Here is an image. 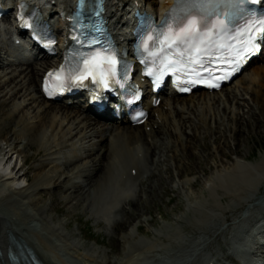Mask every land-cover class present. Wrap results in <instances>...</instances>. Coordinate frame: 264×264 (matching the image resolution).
Instances as JSON below:
<instances>
[{
  "label": "bare ground",
  "instance_id": "1",
  "mask_svg": "<svg viewBox=\"0 0 264 264\" xmlns=\"http://www.w3.org/2000/svg\"><path fill=\"white\" fill-rule=\"evenodd\" d=\"M53 1L54 15L61 10L69 11L72 2ZM143 2V8L161 18L174 0H106L107 17L118 19L122 26L130 7ZM9 4H13V0H9ZM62 27L63 23L59 21L55 28L61 31ZM121 29L124 27L120 28L118 24L112 27L118 39H125L126 34ZM6 30L9 32L10 27L6 26ZM63 41L60 36L59 44L62 45ZM3 43L6 44V40ZM18 55L20 50L17 47L11 49L0 44V132L7 134L11 131L18 139L17 143L23 136L27 149L35 146L43 154L33 165L37 172L29 178L20 174L27 162L26 148L18 150L7 136L4 138L11 154L18 152V157L22 158L20 166L13 164L11 167L7 166L9 157L5 153L0 158V264H32L33 258L41 264H239L236 260L240 259L251 264H264V192L260 194L264 185V156L255 162L237 156L230 164L221 159L224 157L221 143L232 146V150L237 149L248 136L258 133L261 119L257 114L261 112L264 119V103L259 102L264 101V88L259 87L264 64L249 74L244 69L228 86L218 91L201 90L205 91L201 92L202 97L191 92L187 95L189 101L179 103L167 91L160 99L162 107L160 102L156 107H150L149 101L146 103L152 114L150 119L141 125L123 127L120 122H125V118L114 124L109 122L110 116L103 113L100 118L105 121H101L88 114L85 104L68 106L65 100L60 102L64 106L57 102L51 104L53 101L42 97L40 79L45 70L60 60L53 62L48 56L21 59ZM209 121L215 124V130L209 129ZM188 123L190 125L186 127ZM12 125L17 127L14 131L10 128ZM186 131L190 132L189 136ZM207 135L215 141L212 143L220 158L217 163L211 162L213 168L203 180L207 196L193 191L194 179L181 180V177L176 183L185 190L186 199L184 193L177 197L183 196L184 209L180 215L171 218V224L152 231L151 239L140 234L139 223L126 228L124 220L129 216L140 217L149 212L147 205L141 206L145 200L140 201L138 195L140 184L149 171L154 173L160 166L155 163L154 169L152 163L151 168L148 167L154 149L162 154L160 159L166 156L169 144L177 145L172 149V158H176L178 175L187 170L186 164L194 163L197 170H202L203 166L198 163L206 160H202L203 156L194 160L190 154L195 153L192 154V149L197 150L196 139ZM219 135H226L227 141ZM185 139L189 140L188 144ZM2 152L4 150L0 148V154ZM70 164H73L71 168ZM168 164L165 160L163 167L170 170ZM4 165L8 168L5 169ZM63 165L67 166L66 172L61 170ZM46 167L49 168L44 172ZM144 173L147 175L143 176ZM20 176L25 177L26 187L16 184ZM73 178L79 180L71 182ZM165 180L160 174L157 180L159 189ZM80 181L83 184L78 185ZM44 189L51 191V195L52 191H57L62 195V201L70 203L74 200L73 208L83 204L84 212L94 224L103 227L110 239L111 233L119 228V240H110L109 246L105 244L110 247L108 252L86 247L74 233L66 231L65 224L47 214L46 206L37 203ZM142 192L146 193L145 190ZM92 194L93 202H87ZM149 197L154 202L161 195L152 188ZM259 200V204H263L258 206ZM137 207L141 209L138 216ZM243 208L246 210L241 223L229 224ZM185 231L191 235L187 236ZM171 244L177 249H169ZM244 244L248 246L246 250ZM249 252L252 253L250 260L243 257ZM10 253L17 256L18 262L10 260Z\"/></svg>",
  "mask_w": 264,
  "mask_h": 264
},
{
  "label": "rangeland",
  "instance_id": "2",
  "mask_svg": "<svg viewBox=\"0 0 264 264\" xmlns=\"http://www.w3.org/2000/svg\"><path fill=\"white\" fill-rule=\"evenodd\" d=\"M262 64H264V58L262 60H259L257 63L251 64V66H249V68L245 72L249 74L250 72H253V70L256 69V67L258 65H262ZM13 66H15V65H13ZM256 70H258V69H256ZM260 75H261V82L262 83L259 85V87L263 86V88H264V77H263L264 72L262 71V73ZM38 81H39V78H38ZM38 81L36 82V84H38ZM240 84H242V83H240ZM225 91L223 90V92H225ZM201 92L203 93L205 91H197V92H195L196 93L195 96L196 97H202ZM246 96L249 97L250 94H247ZM173 98L175 100H177L179 103L184 102V101H189V97L179 96V97H173ZM259 102L264 103L263 100H259ZM55 103L56 102H52L51 104L54 105ZM57 103L60 104V102H57ZM162 104H163V101H161L160 107H162ZM60 105L64 106L63 104H60ZM254 105L257 107V105L255 103H254ZM72 108H74V107H72ZM0 113H1V108H0ZM261 114H262L261 112H259L257 114L258 115L257 118L259 120L261 119L259 121L260 126L258 128V133L257 134H251L250 136H248V138H246L244 140V142L242 143L241 147L232 150V148H231L232 146L224 145L223 143H221L223 145V152L222 153H224L223 154L224 157H221V159L225 163L230 164L237 156L243 157L246 160H250L252 162L257 161L260 159V157L264 156V119H263V116H261ZM148 119H150V114H149ZM185 122H187V121H185ZM112 123L116 124L117 122L113 121ZM228 123H231V120H229ZM207 124H208L207 126L209 127V129L210 128H213L214 130L216 129V127L214 126L215 124H212L210 121ZM120 125H122L123 127L128 126L125 123H120ZM189 125L190 124L188 123L186 125V127H189ZM208 127H206L203 130L205 131ZM220 127H222V126H220ZM10 128L12 129V131H14V129L17 127H15V125H12V126H10ZM216 132H218V130ZM185 134L187 136H189L190 132L186 131ZM215 134L218 135V133H215ZM5 136H7L10 143H12V144L15 143L13 146H17L16 149H18V150H21V149L23 150V148L24 149L26 148V146H25L26 140H24L23 136H20V139H19L20 142L17 143L16 141L18 139H16L15 135L11 131H10V133H7V134H3L2 132H0V148H3V150H4V152H2L1 155H4V153H5V156L9 157L8 165L14 164L16 166H20L22 156L18 157V152H12V154H11V152L9 151L10 147L7 146L8 144H6V141H5L6 139H4ZM156 136H157V134H156ZM219 136L222 137L221 138L222 140L227 141V139H228L226 135H219ZM14 138H15V140H14ZM147 138H149V137H147ZM188 138H190V137H188ZM158 139H161V137ZM196 140H197L196 142L198 145V146H196L197 150H196V148H194L195 150L192 149V151H193V152L191 151L192 154L194 152L195 153L193 154V156L190 154V156L194 160L195 159L198 160L200 158V156L201 157L203 156L202 160L205 159L206 161L198 163L199 165L201 164L200 166H203V168H202V170H199V169L197 170L196 164H194V163L192 165L186 164L184 166L188 167L187 170H183L180 173V175L177 174V170L175 168V159L176 158H174V159L172 158V155H173L172 149H175V146H177V145L174 144V146L172 145L173 147L170 146V144L168 145V148H170V149L166 154H164V155H166V156H164V157H166V159H163L164 157L159 159V155L161 153H158V149H154L153 154H151V160H150L151 164L149 162L148 167L151 168L150 166H152V163H154L152 168L155 167V163L156 164L158 163L161 167H163L165 160H166L167 164L169 163L168 165L171 166L170 167L171 169L169 170L168 167L167 168H164V167L161 168L159 166L156 169L154 168L156 170L155 171L156 173L155 172L151 173L149 171V175L146 177V179L143 180V184H140V186L142 185L141 190H140L141 192H139V195H138V198L141 199L140 201H142L144 199L146 202V203L144 202L141 206L145 207L147 205L146 207H148L149 212H145V214L144 213L141 214V209L137 207L135 209L137 216L139 214H141L142 216H140V217L139 216L135 217V215L129 216V218H127V220H124L126 223V226H125L126 228L129 225L131 227V226H134L136 223H139L140 224V226H139L140 234H142L143 236L149 237V239H151L152 238L151 237L152 231H156L157 229L160 230V229L166 227L168 224H171V222H172L171 218L177 214L180 215L184 209L183 196L179 195L177 197V195L179 193L180 194L184 193V198H185V190L181 189L180 183H179V185H177V183H176L177 180L180 181L181 177H182L181 180H183L185 178L194 179L196 181V184L193 187V191L195 193L205 194V196H207L203 180H206L208 178V174L213 168L211 162L214 161L217 163L218 162L217 158H219V157L217 156V150H216L217 148L212 143V142L215 143V141H213L209 135H207L205 137L202 136L201 139L197 138ZM149 141H151L150 138H149ZM7 143H9V142H7ZM185 143L188 144L189 140L185 139ZM13 146H11V147H13ZM101 150L102 149L99 150V153L102 152ZM215 151H216V153H215ZM25 152L27 155V162H26V165H24L22 167V169H20V172H21L20 174L24 173V174H26L27 177L31 178V177H33V174L35 172H37V170H33V165L35 164V161L39 159V157H40L39 155H42L43 153H42V151H39L38 148H36L35 146L30 148V149L26 148ZM36 152L38 153V155ZM167 154L169 155V160H168ZM215 154H216V156H215ZM160 156H162V154ZM204 156H206V157L204 158ZM219 160H220V158H219ZM170 161H172V162H170ZM176 163H178V162H176ZM182 163L185 164L184 161ZM204 163L206 164L205 168H204V165H205ZM71 165L73 166V164H70V166L68 165L69 168L72 167ZM200 166H198V167H200ZM48 168L49 167L44 168V172H46L48 170ZM66 168H67V166L63 165L61 167V170H65ZM189 169H190V171H189ZM66 170H68V169H66ZM66 170H65V172H66ZM166 173H168V174H166ZM160 174H163L164 177L166 178L165 184H164V186L165 185L166 186L164 187L162 185L161 189H159L158 185H157V180H158ZM146 175H147V173L143 174V176H146ZM17 177H18V175H17ZM152 178H154V180L151 181ZM61 179H62V177L60 178V181H61ZM77 179L79 180V178H73L72 179L73 181L71 180V182H76V181H78ZM135 181H137V180H135ZM16 184L17 185L22 184L25 186H22V185H20V186L26 187V185L28 183L26 182L24 176H20L17 179ZM81 184H83V183L80 181L78 185H81ZM149 186H151V187H149ZM263 187H264V185H262V190H261L260 194H263V192H264ZM152 188H154L155 191L157 190V192L160 193V195H161V198L157 199V200L155 199L154 202H151L152 200H150V197H149V191ZM144 190L146 191V193L142 192ZM43 191H45V192L42 193V196H41V198H39L37 203L39 205H41L42 207L46 206L47 212H48L47 214L55 217L57 222L60 221L61 223H63V225L65 224L67 226L66 231L74 233L75 238L77 240H79L82 244L86 245V247L92 248L93 250H95V249L101 250L102 249L104 251L106 250V252L110 251V249H109L110 247H106L105 244L107 246H109L108 242L110 240L112 242L113 241L115 242V240L118 239L117 236L119 233L117 234V230H119V228L114 230L111 233L112 238L110 239V235L104 231L103 227L99 224L98 225L94 224L93 220L88 216L87 213L84 212L83 204L77 206L76 208H73L72 206L75 203L74 200H72L70 203H68L67 201H62L61 200L62 198L60 199V196H62V195L58 194V192L55 190H54L55 192L52 191V193H53L52 195H51V191L47 192L48 189H44ZM66 194H68V193H65L64 195H66ZM52 197H53L54 201H52ZM175 197H177V198H175ZM92 198H93V194L88 198L87 202H90ZM147 198H149V199H147ZM227 201L228 200H225V202H227ZM92 202L93 201H91V203ZM259 202H260V200L257 201L258 206L263 204V203L259 204ZM185 205H187V204H185ZM71 208H73V209H71ZM241 210L242 211L239 214L243 215L246 208H243ZM239 214L237 213V215H235V217H232L228 223L229 224L236 223L237 219H239L242 216V215L240 216ZM191 217H192V214H191ZM194 217H196V216H194ZM55 219H54V221H55ZM233 220H235V221H233ZM51 224H53V223H51ZM125 227L123 229H126ZM148 232L150 233V235H148ZM184 233L187 234V236L191 235V233L188 231H185ZM71 239H74V238H71ZM174 247H175L174 244H171V247L169 246V249H174V250L177 249ZM111 250H113V249L111 248ZM113 254H114V252H113ZM113 257H115V255H113Z\"/></svg>",
  "mask_w": 264,
  "mask_h": 264
},
{
  "label": "snow or ice",
  "instance_id": "3",
  "mask_svg": "<svg viewBox=\"0 0 264 264\" xmlns=\"http://www.w3.org/2000/svg\"><path fill=\"white\" fill-rule=\"evenodd\" d=\"M188 3L189 7L183 10L184 15L182 17L176 18L175 27L178 30L160 49L161 52H164L165 50H171L173 55H175V49H183L185 46L188 47L190 52H195L197 55H199L201 52H207L209 50L208 48H201L199 46L200 44L205 43V40L201 38L207 36L208 41H211V37L213 35L227 29V24L225 21L221 20L219 23H216L210 19L213 16L219 17L220 12L218 9L220 6L226 5L229 8L239 11L240 6L244 5L245 3L255 4L257 3V0H188ZM232 14L233 13H228V15ZM260 23L264 25V20H261ZM167 27L171 29L173 25L168 23ZM258 31L264 34V27L259 28ZM149 39L152 38L149 37ZM145 47H147V45H145ZM245 51H247V49H245ZM108 60L113 65L119 64V61L116 60L114 56L108 57ZM189 62L203 67L202 63L192 60L191 58L189 59ZM111 75H116L114 68L112 69ZM90 76L91 73L89 72L88 74L77 78L76 82L82 85L84 80L88 79ZM69 79H72V77H69ZM92 79L95 80V77H92ZM112 82L115 83L114 80ZM103 86L108 88L109 83L105 81ZM184 90L187 91L188 89Z\"/></svg>",
  "mask_w": 264,
  "mask_h": 264
}]
</instances>
